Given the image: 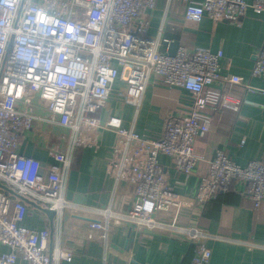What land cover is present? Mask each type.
I'll return each mask as SVG.
<instances>
[{"label": "built area", "instance_id": "built-area-1", "mask_svg": "<svg viewBox=\"0 0 264 264\" xmlns=\"http://www.w3.org/2000/svg\"><path fill=\"white\" fill-rule=\"evenodd\" d=\"M160 1L168 7L183 4L185 20L195 23L210 18L239 24L249 11L264 14V0H0V182L13 192L0 188V245L9 249L0 254V264H61L69 259L70 249L49 250L47 229L23 225L31 205L21 197L61 219L72 207L64 192L74 149L102 129L116 138L107 166L114 180L112 200L93 209L84 225L68 223L69 237L96 241L107 253L116 224L147 234L174 230L196 243L191 264H210L212 250L201 241L205 235L179 225L184 209L228 192L235 181L246 184L255 209L261 207L264 160L242 167L219 153L193 200L168 184L160 156L172 158L180 173L191 174L199 161L195 140L209 131L203 112L227 104L217 85L241 87L246 82L222 73L223 50L180 47L170 57L160 50L159 39L147 38L142 12L154 10ZM254 57L251 76L264 78V46ZM152 75L168 87L190 92L193 103L186 114L167 116L159 138L138 134L136 120L129 128L117 117L101 122L118 80L125 84L126 103L138 113ZM258 91L264 94V86ZM52 126L72 133L66 149L50 148ZM26 133L44 140L52 163L19 153ZM118 200L130 208L117 210Z\"/></svg>", "mask_w": 264, "mask_h": 264}, {"label": "crops", "instance_id": "crops-1", "mask_svg": "<svg viewBox=\"0 0 264 264\" xmlns=\"http://www.w3.org/2000/svg\"><path fill=\"white\" fill-rule=\"evenodd\" d=\"M141 17L148 23L147 38L159 39L163 53L168 52L174 41L187 51L223 50L222 73L241 76L246 82L241 87L217 85L225 94L227 104L203 112L209 119V131L195 140L194 151L199 161L191 174L177 171L169 156L162 154L159 158L168 184L193 200L201 177L208 173L219 153L242 167L254 160H264V94L258 91L264 86V78L251 76L255 53L264 46V14L249 11L239 24L214 22L210 18L195 23L185 20L183 4L172 3L168 7L160 1L154 10H144ZM124 89L121 79L114 84L101 122L117 117L124 128H129L136 120L135 131L141 136L159 138L166 117L186 114L193 103L188 90L168 87L152 75L137 113L134 106L126 103ZM233 98L238 102L234 104ZM50 130L54 136L67 137L60 147L66 149L72 136L70 130L59 126H52ZM88 138L86 144L75 147L66 182L64 197L72 207L61 219L55 216L51 222L45 213L31 206L23 225L35 230L47 229L50 251L56 246L72 250L69 259L61 264H103L104 261L107 264H191L196 243L174 230L147 234L116 224L109 234L107 253L96 241L69 237L68 223L84 225L91 219L93 209L105 208L112 200L114 180L107 174V166L113 156L115 134L102 129ZM19 153L34 157L44 165L53 162L44 140L34 133L25 134ZM246 191V184L235 181L227 195L218 193L206 203L194 201L181 215V227L205 235L201 241L212 250L210 264H264V201L256 210ZM115 208L126 211L130 205L118 200ZM7 251V247L0 245V254ZM18 264L26 263L20 260Z\"/></svg>", "mask_w": 264, "mask_h": 264}, {"label": "water", "instance_id": "water-1", "mask_svg": "<svg viewBox=\"0 0 264 264\" xmlns=\"http://www.w3.org/2000/svg\"><path fill=\"white\" fill-rule=\"evenodd\" d=\"M179 42L178 41H174V42H172V44L170 45V48H169V50H168V52L166 53L168 56H170V57H174L175 55H176V53H177V50H178V48H179ZM0 188H2V189H4V190H7V191H9V192H11V193H13L7 186H5L4 184H2L1 182H0ZM25 202H27V203H29L31 206H33L34 208H36L37 210H39L40 212H43V213H45L46 215H47V217L49 218V220L51 221V222H53V220H54V218H55V216H56V212L55 211H52V210H50V209H48V208H44V207H41V206H39V205H37V204H35L34 202H32V201H30V200H28V199H26V198H23V197H21Z\"/></svg>", "mask_w": 264, "mask_h": 264}, {"label": "rangeland", "instance_id": "rangeland-1", "mask_svg": "<svg viewBox=\"0 0 264 264\" xmlns=\"http://www.w3.org/2000/svg\"><path fill=\"white\" fill-rule=\"evenodd\" d=\"M56 138H57V136H54V135L51 137L50 148H52V147H61L62 146L63 142H58ZM66 140H68L67 137L65 138V141Z\"/></svg>", "mask_w": 264, "mask_h": 264}, {"label": "trees", "instance_id": "trees-1", "mask_svg": "<svg viewBox=\"0 0 264 264\" xmlns=\"http://www.w3.org/2000/svg\"><path fill=\"white\" fill-rule=\"evenodd\" d=\"M225 193H227V192H224V193H222V194H223V195H227V194H225ZM223 195H222V196H223Z\"/></svg>", "mask_w": 264, "mask_h": 264}]
</instances>
